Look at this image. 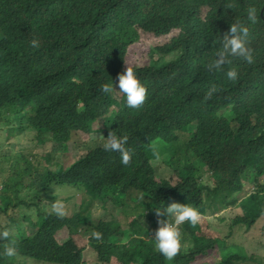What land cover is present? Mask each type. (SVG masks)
I'll use <instances>...</instances> for the list:
<instances>
[{"label":"trees","instance_id":"obj_1","mask_svg":"<svg viewBox=\"0 0 264 264\" xmlns=\"http://www.w3.org/2000/svg\"><path fill=\"white\" fill-rule=\"evenodd\" d=\"M263 4L264 0H0V160L12 157L3 151L4 129L12 130L22 111L21 119L27 122L19 129H30L40 143L48 139L64 146L73 132L93 133L92 141H105L112 131L127 137L132 153L123 165L119 154L104 151L100 141L86 145L81 140L78 147L84 152L68 167L54 162L40 175L30 172L36 194L52 184L72 186L84 197L88 194L90 201L83 202V197L71 215L63 217L32 202L28 210L38 218L37 228L29 237L27 219L19 215L20 223H10L19 236L0 240V253L11 245L22 256L18 264H83L84 237L97 264H198L216 250L220 259L208 260L211 264H264V257L226 242L235 228L250 230L264 215ZM250 6L257 13L256 22L246 25L253 62L234 57L230 64L209 71L207 64L229 25L244 23ZM32 39L38 47L31 45ZM170 54L171 61L159 64ZM126 67L136 71L146 88L138 108L127 107L124 96L100 90L111 78L115 84ZM232 67L238 72L235 81L225 76ZM213 87L216 91L206 96ZM97 119L103 123L94 128ZM155 140L170 148L167 159L157 161L170 173L156 169L150 158ZM28 172L25 168L17 174L16 198L26 188L23 177ZM248 181L252 203L243 188ZM11 186L2 188L0 214L12 204L7 194ZM93 199L104 208L121 210L124 222L114 214L91 216L85 207ZM172 202L195 207L201 219L195 226H179L181 247L168 260L155 250L151 234L158 226L155 207ZM209 207L213 212L239 210L229 221L225 240L208 239L202 232ZM93 231L101 232L102 238L92 239ZM0 264L16 263L0 254Z\"/></svg>","mask_w":264,"mask_h":264},{"label":"rangeland","instance_id":"obj_2","mask_svg":"<svg viewBox=\"0 0 264 264\" xmlns=\"http://www.w3.org/2000/svg\"><path fill=\"white\" fill-rule=\"evenodd\" d=\"M173 58L174 54L164 55L159 59V64H165L171 61ZM114 95L118 98H123L124 96L119 91H114ZM19 117L20 114L18 118ZM102 123V120L97 119L93 123V127L97 128L102 125ZM12 124V130L4 129L7 137L5 139L3 151L8 153V156L12 157L0 160V186L4 181H8L14 185L17 174L27 168L29 172L24 174V184L26 187L33 188L31 184L34 183V179L29 176L30 172H33L35 175H40L47 166V162H58L59 166L61 165L63 168H66L73 162V159L77 158L81 153L84 152V147H78L79 145H82L79 143L81 140L88 142L86 145L102 140V138H99L96 139V141H92L93 133H88L87 136H85L83 133L73 132L71 134L70 141L64 144V146L60 145V143H54L48 139L45 140V143H40L35 139L33 131H30L28 128L22 131L19 129V125L17 123ZM88 136H90V138ZM100 143H104V141H100ZM169 151L170 148L160 140H155L152 143L150 158L154 165L157 166L156 169L159 171H165V165L161 162L157 164V161L158 159H167V153ZM55 169V167L52 168L53 171H55ZM167 173H170L168 168H166L165 171V174ZM243 188L245 192H248V203H252L251 200H249V191L251 189L250 181L244 183ZM13 190L14 188H11V194ZM39 194L40 196L34 202L39 204L43 211L50 212L52 202L54 200H59L66 208V216L71 215L80 202H82L84 197L83 194L77 190V188L72 186H59L56 184L50 185L49 188L44 189ZM32 196L33 193L29 192L28 189L23 194V198L26 201H29ZM11 199H13V196L8 200ZM17 200L20 199L14 198V201ZM89 201L90 196L85 194L83 202L88 203ZM85 209L86 212H88L93 217L109 218L114 214V216L118 217L119 220L124 222L123 213L121 210H115L114 208L110 207L104 208L102 206V202L97 199H93L91 204L87 205ZM209 209L211 210L208 211L209 216H207L202 223V232L208 239L225 240L227 237H229V221L234 216V213H237L239 210L234 209L232 211H218V209H216L213 212L212 208L209 207ZM15 212L10 211L7 214H0V232L7 231L11 237L17 238L19 233L17 230L15 231L12 229L10 220L11 218H14L16 223H20L21 218L19 215H21L27 219L28 223L26 225V234L30 237L31 231L37 228L39 223L38 218L35 214H30L29 210L26 209H20L18 211V215ZM211 212H213V214ZM57 237L59 239L63 238V236H60V233L57 235ZM81 240L85 247L82 253V263L97 264V255L94 254L93 251L86 245V240L84 237H81ZM226 242L230 246L236 245L238 247H242L243 249L241 250H243V252L246 254L252 253L258 255V257H264V215L251 226L250 230L243 228V226L241 229L235 228L232 232L231 238L226 240ZM230 250L234 251L235 248H231ZM207 256H204L202 259H200L198 264H211L208 260H211L213 263H217L220 259V255L217 250L214 251L213 254L209 253ZM10 260L18 264L22 259L17 254H15L14 256L10 257ZM30 263L37 264L35 262L32 263L31 261Z\"/></svg>","mask_w":264,"mask_h":264},{"label":"clouds","instance_id":"obj_3","mask_svg":"<svg viewBox=\"0 0 264 264\" xmlns=\"http://www.w3.org/2000/svg\"><path fill=\"white\" fill-rule=\"evenodd\" d=\"M257 13L254 7H248L246 10L245 22H235L229 25L227 32L224 33L221 39V45L217 52L207 64L209 71L214 69H220L225 64H230L232 62L231 58H241L246 63L251 64L253 62V53L251 48L247 45L248 37V27L246 25L253 24L256 22ZM31 45L33 47H38V41L36 39L31 40ZM225 76L230 81H235L238 78V72L235 67L229 68L225 72ZM102 93L111 95L114 91H119L124 95V103L129 108L140 107L146 98L147 92L145 86L139 80L136 71L132 68L126 67L123 73L117 74L115 79V84L111 78L108 82L103 83L100 86ZM216 89L209 88L206 96H211ZM18 118V125L21 127L27 120L21 119V115ZM127 137L117 134L115 132L109 131L106 140L104 141L102 147L106 152H116L120 156V162L123 165H127L131 159V149L126 147ZM55 143V142H54ZM52 163L47 162V165ZM5 184H11L7 182ZM4 184V185H5ZM35 182L32 183L33 188H23L19 191V199L14 201L15 197V185L12 194L10 191L7 192L8 196L12 197V204L6 212L2 214H7L10 211H19L20 209L28 210L32 202H34L40 194H36L34 187ZM2 185L0 187V194L2 193ZM49 188V187H47ZM28 189L29 192L33 193V196L26 201L23 198V194ZM28 205V206H27ZM157 219V228L154 233L151 234L153 241V246L163 257L171 260L179 251L181 247L182 235L179 226L187 222L188 224L195 226L199 223L201 219V213L195 207L189 204H181L178 202H172L168 204L167 207H163L160 204L159 209L155 207ZM18 211L15 212L18 215ZM51 213L56 217H63L66 214V208L64 204L59 200H54L51 204ZM166 217L165 219H160L159 217ZM13 222L16 225L14 218H11L10 223ZM9 233L7 231L0 232V240L6 239ZM91 238L94 240H100L102 238V233L99 231H93L91 233ZM7 256L8 259L16 254V249L14 246H8L0 253ZM18 255V254H17ZM20 258L21 255H18ZM14 262V261H12Z\"/></svg>","mask_w":264,"mask_h":264},{"label":"water","instance_id":"obj_4","mask_svg":"<svg viewBox=\"0 0 264 264\" xmlns=\"http://www.w3.org/2000/svg\"><path fill=\"white\" fill-rule=\"evenodd\" d=\"M263 10H264V4L260 10V17L263 19V22H264V18H263Z\"/></svg>","mask_w":264,"mask_h":264}]
</instances>
